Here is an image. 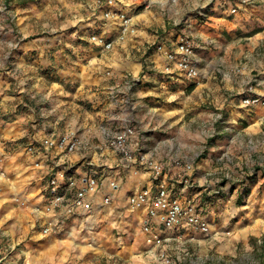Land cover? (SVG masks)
<instances>
[{
  "label": "crops",
  "instance_id": "0c3cea01",
  "mask_svg": "<svg viewBox=\"0 0 264 264\" xmlns=\"http://www.w3.org/2000/svg\"><path fill=\"white\" fill-rule=\"evenodd\" d=\"M80 4L86 3L82 0ZM49 5L50 1L13 0L10 8L17 16L22 41L13 52L11 65L4 61L3 51L0 53V153L4 159L0 175V264H50V258L45 255L32 256L26 262L25 251L37 248L35 243L40 236L70 237L75 243L76 238L89 234L91 244L97 245L102 240L103 227L109 246L113 244L115 250L110 256L116 255L122 264H156L157 247L146 243L142 231L144 211L131 208L127 198L135 191L153 189L166 182L175 185L173 196L191 199L201 207L210 232L215 227L230 230L237 241L243 242L249 236L264 237V174L259 172L240 183L235 191L230 185L229 189L212 195L200 185L187 187L179 175L181 171H174L177 167L153 181L149 172L134 173V166L122 165L119 156L110 149H94L96 145H103L102 129L116 131L129 121L139 127L141 122L143 129L153 117L178 121L190 103V99L183 96L184 91L195 82H187L178 78L177 73L163 70V51L171 49L170 44L161 43L163 50L155 53L150 71H144L142 65L129 60L126 49L117 47L107 55L90 45L92 50L84 51L74 41L75 37L71 38L72 32L45 30L50 28L52 19ZM9 67L25 72V78L7 74ZM39 72L44 74L39 76ZM134 77H139L140 85L135 84L129 90L128 84ZM197 86L190 87V90L194 88L192 93ZM144 102L150 104L147 112L150 116L143 126L146 115L140 110L146 107ZM137 129L142 137V131ZM67 133L88 142L91 148L71 154H61L55 149L36 156L26 152L30 144L38 145L44 139ZM152 135L153 138L144 143L145 148L167 147L168 135L164 139L159 137L162 134ZM169 158H166L168 163ZM35 161L39 163L37 167ZM206 162L196 164L195 180L199 184L202 182L199 168H204ZM54 171L79 179L89 173L97 177V191L89 195V211L75 210L66 215L61 210L53 215L34 210L44 205L46 178ZM110 181L115 185L108 186ZM106 195L110 203L104 205L101 199ZM54 219L57 220L55 229L43 234L46 223ZM149 221L153 231L158 233L159 219ZM237 227L240 229L236 230ZM166 235L168 233H163L162 237ZM169 236L192 237L201 244L206 235L181 231ZM17 246L20 252H12Z\"/></svg>",
  "mask_w": 264,
  "mask_h": 264
},
{
  "label": "rangeland",
  "instance_id": "374dc122",
  "mask_svg": "<svg viewBox=\"0 0 264 264\" xmlns=\"http://www.w3.org/2000/svg\"><path fill=\"white\" fill-rule=\"evenodd\" d=\"M12 1L0 0V53L3 51L8 65L22 41L17 16L10 8ZM42 1H50L52 12L50 28L45 30L70 31L77 45L84 51L91 49L89 35L105 28L92 0H84L83 5L82 0ZM232 9L236 12L231 13ZM211 14L214 16L210 17ZM133 22L136 27L133 36L115 43L109 51L100 50L101 53L109 55L117 47L126 49L129 60L150 71L151 60L161 43L170 44L173 49L175 42L184 37L196 48L199 68L197 79L185 80L195 85L184 91L183 96L190 103L178 121L153 117L146 125L150 104L142 103L146 105L140 110L145 112L143 126L146 127L142 129L140 121V127L135 125L142 131L144 143L153 138V133L162 134L161 138L172 137L165 140L167 147L147 149L146 146L143 152L163 164L168 163L169 157L172 158L169 161H180L181 166L174 171H181L179 175L183 179L184 163L196 166L207 161L208 166L199 168L201 184L195 180V171L188 181L192 186L205 187L212 195L229 189L230 185L235 191L240 183L259 172L264 174V106L242 104L247 97L264 99V0H156L149 6L138 7ZM105 26L109 30L110 26ZM8 73L25 78V72L19 73L13 67L8 68ZM43 74L39 72V76ZM131 82L140 85L139 77ZM193 86L197 88L192 93ZM100 233L103 236L97 242L98 248L91 244L89 234L76 238L75 243L70 237L40 236L35 243L37 248L25 251L26 262L32 256L45 255L50 258V264H122L116 255H109L115 250L113 244H108L106 228ZM89 244L92 247L87 250ZM155 247L158 254L163 251L169 257L170 264H264V237L249 236L244 242L237 241L232 231L216 227L203 237L201 244L196 243V238L169 236ZM17 248L12 252H20V247ZM156 264H160L158 255Z\"/></svg>",
  "mask_w": 264,
  "mask_h": 264
},
{
  "label": "built area",
  "instance_id": "2783aa9c",
  "mask_svg": "<svg viewBox=\"0 0 264 264\" xmlns=\"http://www.w3.org/2000/svg\"><path fill=\"white\" fill-rule=\"evenodd\" d=\"M156 0H95V9L100 11L99 19L103 24L101 32L95 30L88 37L89 43L99 50L109 51L115 43L123 42L127 37L136 33L133 22V15L140 6H149ZM236 10L232 9L231 13ZM105 25H109L107 30ZM194 45L184 37H180L173 49L163 51L167 73H177L178 78L185 80H195L199 76L198 62L195 59ZM163 50L158 47V51ZM134 83L128 84L131 90ZM244 106H264V99L259 97H247L242 100ZM103 145H96L95 150H102L106 147L119 156L122 165L134 166V173L137 171L149 172L153 181L165 176L170 172V167H178L180 161L171 160L167 164L159 163L150 155L143 152L144 138L139 137L136 125L129 121L116 131L102 129ZM2 142L0 136V143ZM91 144L79 139L75 134L61 135L44 139L40 144H30L26 152L32 156L55 149L61 154H71L79 150H87ZM3 157L0 153V175L2 172ZM38 166V162H34ZM89 166V165H88ZM90 171L91 168H89ZM184 174L183 179L186 186L190 185L188 177L195 171L196 166L191 163L182 165ZM89 173V172H88ZM66 176V173L54 171L46 178V197L45 203L40 207H35V211L48 214H58L61 210L66 215L77 211H89L91 201L89 195L97 191L98 180L94 174L89 173L84 178ZM64 179V182H61ZM83 184V186H81ZM189 184V185H188ZM114 181H110L108 186H114ZM175 185L170 182L156 185L153 189H142L133 192L128 198L127 203L133 209H142L145 218L142 221V231L145 234V241L149 245L157 246L165 241L170 234L188 231L192 233L209 234V225L203 216V211L195 201L191 199H180L173 196ZM102 204L110 203L109 196L101 199ZM150 218H158L160 223L159 232L153 231ZM57 220L48 221L42 230L43 234H49L55 229ZM163 233H168L165 237ZM160 264H170L169 257L161 252L158 254Z\"/></svg>",
  "mask_w": 264,
  "mask_h": 264
},
{
  "label": "bare ground",
  "instance_id": "6f19581e",
  "mask_svg": "<svg viewBox=\"0 0 264 264\" xmlns=\"http://www.w3.org/2000/svg\"><path fill=\"white\" fill-rule=\"evenodd\" d=\"M70 234H72V233H70ZM77 245H78V244H77ZM81 247H85V246L81 245ZM87 247H92V245H90V244L87 245V246H86V249H87ZM87 250H89V249H87Z\"/></svg>",
  "mask_w": 264,
  "mask_h": 264
},
{
  "label": "trees",
  "instance_id": "16d2710c",
  "mask_svg": "<svg viewBox=\"0 0 264 264\" xmlns=\"http://www.w3.org/2000/svg\"><path fill=\"white\" fill-rule=\"evenodd\" d=\"M258 170V169H257Z\"/></svg>",
  "mask_w": 264,
  "mask_h": 264
}]
</instances>
